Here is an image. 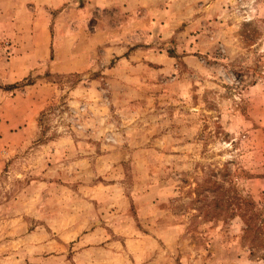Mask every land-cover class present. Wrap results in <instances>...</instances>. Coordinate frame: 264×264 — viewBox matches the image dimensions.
<instances>
[{
  "label": "rangeland",
  "instance_id": "rangeland-1",
  "mask_svg": "<svg viewBox=\"0 0 264 264\" xmlns=\"http://www.w3.org/2000/svg\"><path fill=\"white\" fill-rule=\"evenodd\" d=\"M49 3L0 0V264H264V0Z\"/></svg>",
  "mask_w": 264,
  "mask_h": 264
},
{
  "label": "trees",
  "instance_id": "trees-1",
  "mask_svg": "<svg viewBox=\"0 0 264 264\" xmlns=\"http://www.w3.org/2000/svg\"><path fill=\"white\" fill-rule=\"evenodd\" d=\"M210 181L216 186V188H219L221 186L215 180H213V181L210 180ZM196 192H197V195L203 193V191H201L200 188H197ZM205 202H207V200H205ZM214 202H215L216 205H215V207L213 209H211L209 207V204L205 203L204 206H203L204 207L203 208V213H209L211 211L212 212H220V213H222L224 211H228L230 209V207H231L230 206L231 205V201L228 198H226L223 193H221L219 196H217L214 199ZM245 202L248 203L247 200L241 199V203L238 204V205H240L241 208L245 207ZM200 211H202L201 208H200ZM248 211L252 215L251 218H249V219H246L245 214L241 213V215L243 216V219H244V221L246 223V226H247L246 227L247 232H251V233L255 232V234L256 233L257 234L258 233L263 234L264 233V222L259 221V217H258V215H257V213L255 211L247 209V213H248Z\"/></svg>",
  "mask_w": 264,
  "mask_h": 264
},
{
  "label": "crops",
  "instance_id": "crops-1",
  "mask_svg": "<svg viewBox=\"0 0 264 264\" xmlns=\"http://www.w3.org/2000/svg\"><path fill=\"white\" fill-rule=\"evenodd\" d=\"M69 0H50V3H49V5H51V6H60L59 4L60 3H62L63 5L66 3V2H68ZM61 4V5H62Z\"/></svg>",
  "mask_w": 264,
  "mask_h": 264
}]
</instances>
